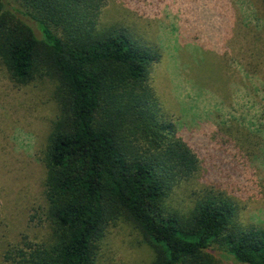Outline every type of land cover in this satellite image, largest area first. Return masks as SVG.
<instances>
[{
    "label": "trees",
    "instance_id": "1",
    "mask_svg": "<svg viewBox=\"0 0 264 264\" xmlns=\"http://www.w3.org/2000/svg\"><path fill=\"white\" fill-rule=\"evenodd\" d=\"M15 1L22 12L0 0V60L17 83L54 77L58 114L43 155L50 239L15 246L6 262L96 264L107 227L124 218L152 249L149 264H215L212 245L264 264V229L239 227L227 199L206 198L188 216L167 210L198 158L147 84L157 52L123 29L98 31L105 0Z\"/></svg>",
    "mask_w": 264,
    "mask_h": 264
},
{
    "label": "rangeland",
    "instance_id": "2",
    "mask_svg": "<svg viewBox=\"0 0 264 264\" xmlns=\"http://www.w3.org/2000/svg\"><path fill=\"white\" fill-rule=\"evenodd\" d=\"M112 28L157 52L147 84L161 119L198 158L196 173L165 199L167 210L188 216L198 202L222 198L234 205L239 227L264 229L262 0H105L97 29ZM55 87L50 75L17 83L0 60V264H8L5 253L15 246L51 236L43 155L58 114ZM208 254L215 264H240L217 245ZM153 258L135 225L119 218L107 227L95 261Z\"/></svg>",
    "mask_w": 264,
    "mask_h": 264
}]
</instances>
